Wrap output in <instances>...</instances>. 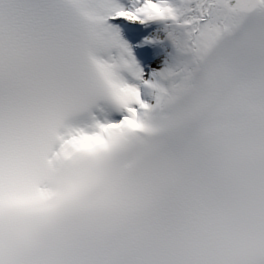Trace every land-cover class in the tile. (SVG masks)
I'll return each mask as SVG.
<instances>
[{"label":"snow or ice","instance_id":"1","mask_svg":"<svg viewBox=\"0 0 264 264\" xmlns=\"http://www.w3.org/2000/svg\"><path fill=\"white\" fill-rule=\"evenodd\" d=\"M151 2L0 0V264H264V0ZM117 17L172 61L145 79Z\"/></svg>","mask_w":264,"mask_h":264},{"label":"bare ground","instance_id":"2","mask_svg":"<svg viewBox=\"0 0 264 264\" xmlns=\"http://www.w3.org/2000/svg\"><path fill=\"white\" fill-rule=\"evenodd\" d=\"M161 26H157L156 27H153V25H151L152 21L149 22L148 24H143V29L144 31H147L146 33L142 34L141 35V39H140V42H144L146 41L147 39H150L154 41L155 43V49L153 50V52L150 54V56H148L147 59L150 60V58L152 57H157L158 60L154 63H152V61L149 62V64L147 65H150V67L152 68L151 70L148 71V74L150 76H152V73L154 71H159L161 70L162 68L165 67L166 63H169L172 61L173 59V56L175 54L174 52V45L172 43V41L168 38L167 36V30H166V25H165V22L164 21H158ZM117 28V27H116ZM118 29H120V27H118ZM120 32V30H119ZM121 35V34H120ZM163 41V42H162ZM131 52H133V49L131 47V41H125ZM162 42V43H161ZM139 44V42H136ZM118 49H112L108 52H103L101 53L102 57L104 59H109L110 57H114L115 55V52L118 53ZM114 55V56H113ZM133 55V53H132ZM134 56V55H133ZM136 60V58H135ZM143 70V72L145 71L143 68H141ZM122 75L124 76L125 79H127L129 82L135 77L129 73V72H126V73H122ZM98 118V115L96 116Z\"/></svg>","mask_w":264,"mask_h":264},{"label":"clouds","instance_id":"3","mask_svg":"<svg viewBox=\"0 0 264 264\" xmlns=\"http://www.w3.org/2000/svg\"><path fill=\"white\" fill-rule=\"evenodd\" d=\"M149 17H158L171 14L169 0H152L145 9ZM122 94L130 98H138L139 92L137 89L129 87L120 89ZM132 124V121L129 122ZM83 149H96L105 146V137L103 134L93 136L89 139L82 140L79 145Z\"/></svg>","mask_w":264,"mask_h":264},{"label":"rangeland","instance_id":"4","mask_svg":"<svg viewBox=\"0 0 264 264\" xmlns=\"http://www.w3.org/2000/svg\"><path fill=\"white\" fill-rule=\"evenodd\" d=\"M119 3H121L123 6H125L124 5V3L122 2V1H119ZM158 59H154V60H151L152 61V63H154V62H156ZM149 64V63H148ZM141 66V65H140ZM139 66V67H140ZM143 66V65H142ZM144 70H146V71H149V70H151L152 68L150 67V65H144L143 67H142Z\"/></svg>","mask_w":264,"mask_h":264}]
</instances>
